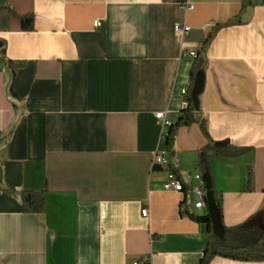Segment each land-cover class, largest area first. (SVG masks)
<instances>
[{"label":"crops","instance_id":"0c3cea01","mask_svg":"<svg viewBox=\"0 0 264 264\" xmlns=\"http://www.w3.org/2000/svg\"><path fill=\"white\" fill-rule=\"evenodd\" d=\"M243 2L0 0V49L18 65L11 99L0 61V264H200L206 225L190 216L208 211L189 187L216 145L244 151L209 156L222 225L263 224L264 6L238 18ZM191 51L204 87L167 150L155 115L169 127L181 117ZM158 151L167 167L152 166ZM172 176L184 192L167 189ZM21 192L41 195L43 211L23 212Z\"/></svg>","mask_w":264,"mask_h":264},{"label":"trees","instance_id":"16d2710c","mask_svg":"<svg viewBox=\"0 0 264 264\" xmlns=\"http://www.w3.org/2000/svg\"><path fill=\"white\" fill-rule=\"evenodd\" d=\"M256 1L259 0H244L238 18L242 15V13L245 12L247 7L251 6ZM261 4L264 6L262 2ZM18 19L20 20L21 28L24 31H31L33 29V17L18 16ZM236 21L237 20L235 18L234 20L228 22L225 25L226 26L231 25ZM197 58L191 69L190 90L192 89V85L196 73L202 70V61ZM0 61H2L5 64V66L11 69L9 70V73L11 75V81H12L13 71L18 67V65L12 64V62L5 59L3 48L0 49ZM10 85L11 82L9 84L7 93L9 98L12 99ZM187 101H188L187 109L182 111L181 117L179 118L177 123L173 126H170L168 129V133L165 135L167 150H169L172 146L173 136L175 132L182 127L189 126L193 122V114L195 110L193 108L190 99V93L188 92H187ZM211 153H215L219 156L226 158H236L243 155L244 151L231 148L227 145H223V146L216 145L214 147L205 148V150L201 152L199 156V163H198L199 171L202 174L205 173L209 174L210 171L209 156ZM19 197L23 212L40 213L43 211L44 200L41 195L36 193L21 192ZM214 200L221 214V210H220L221 201L216 196H214ZM190 218L197 223L206 225L208 240L200 264H209L211 259L215 256H221L224 258H229L232 260L244 261V262H264V222L261 226L254 225L251 222H247L245 224L238 225L232 228H225L222 225L223 232L222 234L218 235L215 233L208 215L204 217L190 216Z\"/></svg>","mask_w":264,"mask_h":264},{"label":"built area","instance_id":"2783aa9c","mask_svg":"<svg viewBox=\"0 0 264 264\" xmlns=\"http://www.w3.org/2000/svg\"><path fill=\"white\" fill-rule=\"evenodd\" d=\"M186 10H192L193 6L188 5L185 7ZM95 28L100 27V22L96 21L94 23ZM175 32L182 35L183 37L187 36L190 28L186 25H176ZM188 56L192 59H196L197 55L195 52L191 51L187 53ZM181 96L183 97L182 109L186 110L188 107L187 101V90H181ZM155 118L160 123L162 129L169 128V123L164 119L163 113H158L155 115ZM152 166L153 167H167L169 165V157L166 151H158L154 154L152 159ZM194 180L196 181L195 185H191L189 187V191L195 197L194 208L197 210H201L206 207V189L203 177L201 175H195ZM167 189L173 190L175 192L182 193L184 192L183 184L177 180L174 176H172L170 182L167 184ZM141 215L146 217L148 215V208H144L141 211ZM134 264H147V261L144 262H136Z\"/></svg>","mask_w":264,"mask_h":264},{"label":"water","instance_id":"95a60500","mask_svg":"<svg viewBox=\"0 0 264 264\" xmlns=\"http://www.w3.org/2000/svg\"><path fill=\"white\" fill-rule=\"evenodd\" d=\"M264 4V0H260ZM8 81L5 85V94L7 95L8 87L11 82V75L7 72ZM204 87V73L202 70L198 71L194 77V82L192 85V89L190 92V99L195 111L198 110V98L199 95L202 93ZM205 189H206V208L208 211V216L210 222L213 226V229L216 234L220 235L223 232V226L221 222V214L220 211L215 203L214 196L211 192V177L208 173L202 175ZM0 181H1V170H0Z\"/></svg>","mask_w":264,"mask_h":264}]
</instances>
